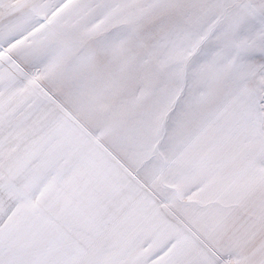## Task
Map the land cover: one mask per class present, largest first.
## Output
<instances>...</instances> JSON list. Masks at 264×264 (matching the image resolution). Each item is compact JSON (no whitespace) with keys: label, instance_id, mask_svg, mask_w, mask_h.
<instances>
[{"label":"snow or ice","instance_id":"snow-or-ice-1","mask_svg":"<svg viewBox=\"0 0 264 264\" xmlns=\"http://www.w3.org/2000/svg\"><path fill=\"white\" fill-rule=\"evenodd\" d=\"M0 264H264V0H0Z\"/></svg>","mask_w":264,"mask_h":264}]
</instances>
